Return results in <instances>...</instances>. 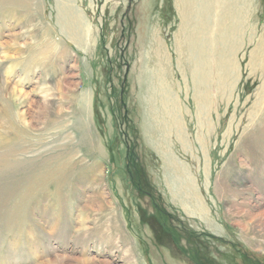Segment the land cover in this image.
Instances as JSON below:
<instances>
[{
  "label": "rangeland",
  "instance_id": "374dc122",
  "mask_svg": "<svg viewBox=\"0 0 264 264\" xmlns=\"http://www.w3.org/2000/svg\"><path fill=\"white\" fill-rule=\"evenodd\" d=\"M192 1L0 0V264H264V0H201V144ZM165 87L201 213L151 138Z\"/></svg>",
  "mask_w": 264,
  "mask_h": 264
},
{
  "label": "bare ground",
  "instance_id": "6f19581e",
  "mask_svg": "<svg viewBox=\"0 0 264 264\" xmlns=\"http://www.w3.org/2000/svg\"><path fill=\"white\" fill-rule=\"evenodd\" d=\"M195 2H196V5L192 1L191 5L187 3V8L182 7L183 8L182 9L183 17L185 15V18H183V22L182 23L190 22V26L187 25V26L183 27V29H181L180 32H183L185 36L187 35L184 38L185 44H184V49H183L182 52H183V54L186 57V61L188 62L187 64L190 66L189 68H191L190 72H191V75H192V86H193L195 92L197 93L196 97H195V103H196V106H197V111H198V113L200 115V116L198 115V120L200 122H202V123H200L201 126L199 128V132H198L199 135L197 136V140H198V142H200L199 144H201V127L203 129V127L206 125V123H204V120L201 118V114L202 113L205 114V110L206 109L204 111H201V108L202 107L203 108L206 107V104H208V101H206L207 103H205V101H204V103L201 102L202 101L201 100V95H198V94L201 93V88L205 89L207 83L208 82H212V79L210 77H208V74H206L207 73L206 71L208 70L207 66H206L207 64H206V62H202L203 60L201 58V53L205 54V52L202 51V49H201V34L204 35L205 33L206 34L208 33V32L204 33L205 30L203 28L201 29V12H202L201 11L202 10L201 0H196ZM64 7H66V5ZM67 8L69 9L70 7H67ZM67 11H69V10H67ZM184 13H186V14H184ZM204 16H205V20H202V24L204 23V24H206V26L210 25L211 23H210L209 13L205 12ZM82 22L83 21L81 19V16H78V15H77V17L69 16V18H68V23L70 24L69 26L73 27L74 30H77V32L78 31L79 32L82 31L81 29H83V31L85 30L83 25H82ZM226 25H228V24H226ZM239 31L240 30H238V29L235 30V32H234L235 35H233V37L234 36H238V35H242L241 33L238 34ZM241 31H243V30H241ZM248 31L247 32L249 33V36L250 35L252 36V32L253 31L251 29L248 30ZM219 33L221 35H223L221 30H220ZM229 33H231V32H229ZM193 34L194 35L197 34L196 37L193 36ZM231 34H233V33H231ZM222 38H224V37H222ZM177 39H178V37H177ZM222 41H224V39ZM257 41H258V44L256 45V50H255V52L251 53L252 54L251 65H254V66H256L259 63L264 64V31L261 33V36L259 37V39ZM232 42H233V40H232ZM245 42H247V41H245ZM229 45H230V43H229ZM227 47H228V45H227ZM180 49H182V48H180ZM204 54L202 56H204ZM220 54H221V52H220ZM220 57H221V55H220ZM223 57L224 56H222L220 59L222 60ZM217 59H219V58H217ZM258 61H259V63H258ZM225 63H227V62H224L223 65ZM228 64H226L227 66L224 65L225 68L223 67V69L222 68L220 69L221 74L222 75L225 74V75H223L222 77L220 76V78H216V81L219 82L218 84H221L224 81L226 82L228 80V77L230 75V73L228 71L231 68V66H230L231 63L229 65ZM220 72H219V74H220ZM226 73H229L228 76L226 75ZM159 74H158V76H159ZM232 80H234V79H232ZM226 84H228V83H226ZM157 91H159V90H157ZM206 92H208V91H206ZM169 93H170V90L167 87H165L164 91H163L162 100H160V105H159V107L157 109H159V108L163 109L164 108L163 111L167 115L170 114V117L168 115V119L164 120V122L159 121L158 118H156V117L154 118L155 122L158 121L157 124L159 123L160 127H158L156 125L153 130L151 129L152 131L150 130L151 131V138L153 139L154 145H156L157 150L164 155L163 156V157H165V161L164 162H166L168 170L172 172V174L174 175V180L178 184L179 194H181L184 197V199H185V201L187 203L191 204L190 206L193 209L196 208L197 211L199 213H201V207L203 206V204H200V200H199V197L197 195L198 193L195 191L196 188H194V186H193L194 183H193V179H192V175H191L190 169L186 168L185 164L182 163L181 162L182 160L180 159L181 160L180 161L178 156H177V152H180V151L189 152L188 150H190L191 143H190V141L188 139L189 137L186 135V132H185V129H184V126H183V122H182V118H181V116H179V114H180V112L178 110V107H179L178 104L179 103L177 102V100H173L172 101L170 99L171 97H168ZM204 96L206 98L207 94H204Z\"/></svg>",
  "mask_w": 264,
  "mask_h": 264
}]
</instances>
